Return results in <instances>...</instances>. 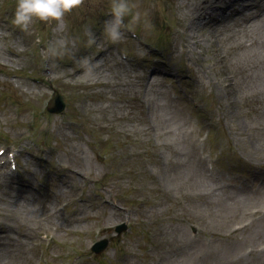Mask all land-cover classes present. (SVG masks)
Instances as JSON below:
<instances>
[{
  "label": "rangeland",
  "instance_id": "obj_1",
  "mask_svg": "<svg viewBox=\"0 0 264 264\" xmlns=\"http://www.w3.org/2000/svg\"><path fill=\"white\" fill-rule=\"evenodd\" d=\"M10 1L0 10V33L5 34L0 37V122L3 125L0 123V134L5 133L17 141H27V147L20 153L18 171L13 170L9 163L7 167L0 166V174L6 177L0 175V195L8 198L9 203L17 197H26L29 202L33 198L36 209L26 218L24 214L16 218L0 207V264H8L4 257L14 264H34L45 242L37 247V251L23 240L29 242L41 227L46 229L43 233L54 236L59 246L70 238L68 228L59 220L55 222L58 231L49 230L44 225L32 230V225L39 222L37 217L42 209H48L50 202L51 206L58 202L68 203L64 215L59 217L68 221L72 215V225L68 226L80 230L72 239L82 245L81 264H92L96 257L104 264L121 261L124 264H264V231L257 238L248 236L264 219L252 223L247 230H239L232 241L226 238L227 232L236 223L252 217L254 207L264 214V192L254 193L246 189L244 178L235 179V174L228 173L229 168L221 172L220 180H213L205 172L204 146L197 135L192 114L190 109L179 111L178 102L181 99L176 97L178 89L185 92L192 89L189 78L167 73L149 79L145 67L118 63L116 50L109 48L110 41L103 32L105 21L99 24L98 29L94 28L98 15L109 11L113 0H84L64 19L47 23L36 21L29 32L19 29L14 36L9 35L8 30V21L14 14L11 10L14 0ZM178 2L130 0L146 16H142L139 24H131L128 18L129 24L153 42L160 43L157 36L165 37L166 43L177 50L178 58L186 57L196 76L191 80L193 89L198 92L195 99L204 105L211 104V113L219 124L216 129L224 135L223 142L217 138V148L235 146L238 155L241 153L255 165H264V84L257 81L259 76L249 61L253 60L254 46L250 49L238 44L241 40L246 41L250 31L241 30L230 39L222 38L216 45L224 56L220 62L213 59L211 46L203 55L198 47L190 52L184 44L183 28L178 24V19L187 15V7ZM234 8H229L226 13ZM225 27L223 22L219 32L227 37ZM175 28L178 33L170 36L169 30ZM39 29L48 39L44 45L49 42L52 47L53 86L63 91L65 98L67 96V110L63 114L49 111L42 114L39 110L41 100L45 102L52 93L51 82L41 84L25 77L45 75L42 71L44 56L34 62L26 51L34 44V33ZM89 31L95 36V43L91 46L87 45ZM13 38L16 40L12 45ZM122 40L116 49L123 47L130 50L132 44L142 50L136 41ZM101 48L107 49L110 54H100L90 67H85V71L76 73L77 65L89 61ZM21 50L22 54H19ZM2 54L11 57V61H5ZM8 73L19 74L21 78L10 77ZM224 73L228 76L225 80L221 78ZM94 74L100 75L99 79H89ZM227 82L233 83L232 91L227 90ZM28 85H32L33 89H29ZM7 92L21 101L25 107L21 108L22 111L14 109L17 106L12 105ZM41 93L46 94L45 100L40 97ZM206 93L205 100L202 94ZM28 109L37 111L34 113ZM28 149L33 157L29 156ZM39 149L47 153L46 159L43 160L45 154H41ZM103 154H108V158L102 160ZM52 167L54 172H47ZM8 170L10 174L17 171L18 176L23 171L22 179L27 177L25 181H33L42 174L49 175L52 183L47 184L50 188L44 193L36 194L28 182L16 184L9 174H5ZM203 174L208 178L202 179ZM84 175H90L91 182L83 180ZM261 176L264 178V170ZM210 179L225 188H220L219 184L210 185ZM228 182H233L235 186L229 187ZM227 186L246 191L235 192ZM84 188L90 200H100L103 206L93 203L74 205L81 208L84 214L79 213L73 223L72 202ZM52 189L57 191L55 200L54 196H49ZM188 191L192 198L182 195ZM242 193H250L254 197L248 201L234 200V211L223 223L221 218L218 219L220 207L226 208L231 198ZM30 194L32 196L29 197ZM102 198L133 208V215L130 214L133 227L128 231L130 238L127 240L120 237L116 240L115 231L114 234L109 231L108 235L112 234L107 237L109 245L97 255L89 248L90 243L97 240V233L93 234V230H97L100 222L118 221L120 214L125 212L111 210L112 207ZM14 207L9 209L15 211ZM194 217L204 229L199 239L190 245L188 237L191 234L186 229V222ZM25 229L31 235H26ZM151 231L157 235L158 247L147 251L152 240ZM105 235L103 232L98 238L103 239ZM49 250L46 253H51ZM122 251H127L128 255L120 257ZM28 252L32 253L31 258L26 256ZM195 256L200 259L199 263L194 262Z\"/></svg>",
  "mask_w": 264,
  "mask_h": 264
},
{
  "label": "bare ground",
  "instance_id": "obj_2",
  "mask_svg": "<svg viewBox=\"0 0 264 264\" xmlns=\"http://www.w3.org/2000/svg\"><path fill=\"white\" fill-rule=\"evenodd\" d=\"M261 1L264 2V0H179L178 4H186L185 6L187 7V15L185 18L178 19V24L181 26V28H183L182 32L185 47L189 49L190 52H193L194 48L198 47L200 48V54L203 55L204 51H207L208 47L211 46L213 59H215L216 62H220V60L224 59V56L221 55V52L216 45L219 44L222 38L230 39V37L235 36V34L241 31L240 28H243L245 31L247 29L250 31V33L246 39L247 45L245 46L250 49L252 46H254L253 52L251 54L253 60L251 61L249 59V61L252 64V67H254V72L259 76V80L257 81L264 84V15H262L259 19L253 20L248 28H237L235 22L230 23L229 28L240 29L234 31V34H231L230 36H228L225 32L227 36L225 37L219 32L220 26H223L221 21L224 20V14L228 11V8L240 5L239 8L244 14L243 18L240 20L242 22L245 19L250 20L252 16H256V13H254L253 10L248 13L245 11L249 10L251 6H259ZM262 10L264 11V6L262 7ZM225 30L227 29L225 28ZM178 31L179 30L175 28L174 34H177ZM1 56L4 57L6 61L10 60L11 58L3 54ZM209 64H211V61ZM79 69L82 70L83 68L79 67ZM227 77V73H224L221 78H224L225 80ZM232 85L233 83L227 82L228 91H232V88H234ZM28 86L29 89H33L32 85ZM201 177L205 180L204 174ZM242 196H245V194H242ZM228 203L229 204L226 206V208L222 206L220 207L221 212L218 219L221 218L223 223L226 222L224 220L229 217L230 213L234 211L233 208L236 206V201L234 200L229 201ZM12 206L14 209H16L15 211H11L9 209ZM0 207H4L7 211L14 214L16 218L20 216V214H24L23 217L26 218L36 209L33 198L29 202V199L26 197L23 199L17 197V199L14 198V200L9 203L8 198L2 195H0ZM257 225L258 226L251 230L248 235L251 238L259 237L264 231V221H261ZM1 241L2 237L0 238V242ZM26 256L31 258L32 253L28 252ZM4 261L8 264H14L8 262L5 257Z\"/></svg>",
  "mask_w": 264,
  "mask_h": 264
},
{
  "label": "clouds",
  "instance_id": "obj_3",
  "mask_svg": "<svg viewBox=\"0 0 264 264\" xmlns=\"http://www.w3.org/2000/svg\"><path fill=\"white\" fill-rule=\"evenodd\" d=\"M83 3L84 0H17L12 23L21 31L29 32L34 22L60 21ZM142 16H146V13L138 10L130 0H113L103 32L110 42L119 43L124 30H131V25L126 24V18H130L131 24H139ZM94 43L95 36L89 31L87 45L91 46Z\"/></svg>",
  "mask_w": 264,
  "mask_h": 264
},
{
  "label": "water",
  "instance_id": "obj_4",
  "mask_svg": "<svg viewBox=\"0 0 264 264\" xmlns=\"http://www.w3.org/2000/svg\"><path fill=\"white\" fill-rule=\"evenodd\" d=\"M62 106H63V104H62L60 101H58L55 105L52 104V105L49 107V109L52 110V111H57V112H59L60 110H62V109H61Z\"/></svg>",
  "mask_w": 264,
  "mask_h": 264
}]
</instances>
